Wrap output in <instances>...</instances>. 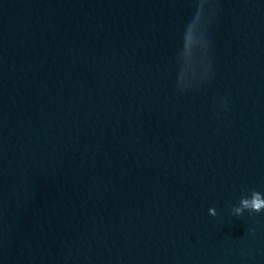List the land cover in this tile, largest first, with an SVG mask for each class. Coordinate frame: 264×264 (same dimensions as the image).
I'll list each match as a JSON object with an SVG mask.
<instances>
[{
	"label": "water",
	"instance_id": "95a60500",
	"mask_svg": "<svg viewBox=\"0 0 264 264\" xmlns=\"http://www.w3.org/2000/svg\"><path fill=\"white\" fill-rule=\"evenodd\" d=\"M252 191L264 0H0V264H264Z\"/></svg>",
	"mask_w": 264,
	"mask_h": 264
},
{
	"label": "clouds",
	"instance_id": "9594fccd",
	"mask_svg": "<svg viewBox=\"0 0 264 264\" xmlns=\"http://www.w3.org/2000/svg\"><path fill=\"white\" fill-rule=\"evenodd\" d=\"M261 197H264V193H257L252 191L248 196L242 197L239 201L238 206L231 207V213L235 217H239L243 214L244 211L251 213L260 214L264 209L259 205L254 206V202L260 201ZM247 201V204L242 207V202ZM209 212H212V209H209Z\"/></svg>",
	"mask_w": 264,
	"mask_h": 264
}]
</instances>
